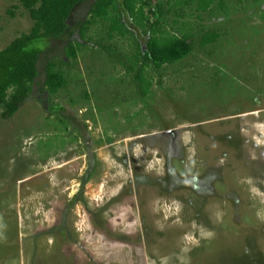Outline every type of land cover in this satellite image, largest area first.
<instances>
[{
  "label": "rangeland",
  "instance_id": "rangeland-1",
  "mask_svg": "<svg viewBox=\"0 0 264 264\" xmlns=\"http://www.w3.org/2000/svg\"><path fill=\"white\" fill-rule=\"evenodd\" d=\"M175 1L150 0L164 10L144 28L123 13L125 35L80 3L38 62L40 82L46 54L64 75V110L38 94L9 119L0 107V264H264V0ZM15 3L0 0V49L32 26ZM154 22L193 48L149 63L141 96L124 63Z\"/></svg>",
  "mask_w": 264,
  "mask_h": 264
},
{
  "label": "trees",
  "instance_id": "trees-1",
  "mask_svg": "<svg viewBox=\"0 0 264 264\" xmlns=\"http://www.w3.org/2000/svg\"><path fill=\"white\" fill-rule=\"evenodd\" d=\"M17 3L14 7L22 6L28 12L32 26L28 32H23L14 38L4 48L0 49V107L1 117L9 119L19 108L34 97L45 105L50 113L64 110L61 103H52L51 97L56 95L58 90L64 86L65 77L60 70L56 69V62H53L48 54L44 56L43 81H39L42 74L38 66L43 53H47L48 39H61L65 34L73 35L74 30L70 29L73 11L77 6L86 0H12ZM214 0H197L198 9L206 11ZM191 0H176L170 7L186 5ZM19 4V5H18ZM170 4V3H169ZM157 10H153L150 0H94L90 13L102 21L109 22L108 32H118L125 35L129 28L123 22L122 15L125 13L131 16L142 28L148 23L145 14L155 16L156 13H163V6L156 4ZM148 7V8H147ZM146 11V12H145ZM157 11V12H156ZM9 13L14 15V10ZM91 20H80L75 24L80 39L85 38V33ZM155 22L149 24V37L145 43V50L140 46L137 52L130 58L129 63H124L127 71L136 70L134 79L137 82V91L141 96H147L150 92L151 81L144 74L149 63L160 68L164 64L174 63L185 58L192 51L193 45L187 34L181 36L168 34L160 31ZM74 27V28H75ZM159 33V34H158ZM219 33L209 31L202 36V45L217 41ZM82 43L71 39L64 47L67 57L75 58ZM136 55L143 57V62L137 68ZM88 178V177H87Z\"/></svg>",
  "mask_w": 264,
  "mask_h": 264
}]
</instances>
